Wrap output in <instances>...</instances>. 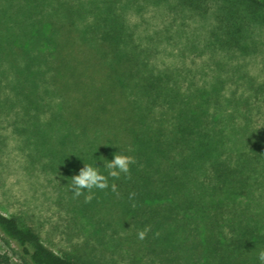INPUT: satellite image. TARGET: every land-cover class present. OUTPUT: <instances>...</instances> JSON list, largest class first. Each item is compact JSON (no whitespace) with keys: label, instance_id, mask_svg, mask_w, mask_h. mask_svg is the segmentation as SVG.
Segmentation results:
<instances>
[{"label":"trees","instance_id":"1","mask_svg":"<svg viewBox=\"0 0 264 264\" xmlns=\"http://www.w3.org/2000/svg\"><path fill=\"white\" fill-rule=\"evenodd\" d=\"M147 6L169 13L170 23L143 45L126 11ZM2 17L0 51L13 44L19 57L0 63L5 86L27 102L61 106L84 133L98 135L99 151L111 160L135 158L131 178L119 180L151 226L145 241L153 258L145 264H260L264 0H0ZM195 18L209 21L201 43L188 45L209 52L211 78L200 85L188 70L151 61L154 43L168 38L175 22ZM257 56L261 79L245 69ZM227 83L235 89L225 95ZM239 86L244 93L237 94ZM184 228L195 238L191 257L170 240L171 231ZM0 234L24 264H111L77 249L59 253L32 225L1 210ZM7 262L0 253V264Z\"/></svg>","mask_w":264,"mask_h":264},{"label":"rangeland","instance_id":"2","mask_svg":"<svg viewBox=\"0 0 264 264\" xmlns=\"http://www.w3.org/2000/svg\"><path fill=\"white\" fill-rule=\"evenodd\" d=\"M168 17L169 13L154 12L152 6L140 12L126 11L127 22L143 45L147 43L145 37L153 36L170 23ZM3 22L4 17L0 22V39L7 27ZM208 23L195 18L179 26L178 20L168 38L161 37L154 43L158 51L151 61L159 67L188 70L197 85L203 80L209 81L212 72L205 67L209 52L188 47L189 42L201 43ZM174 29H181V35H174ZM12 46L8 48L10 52L0 51L1 64L9 65L12 59L18 61L17 46ZM261 63L260 56L249 59L245 69L261 79ZM11 72L7 78L15 76ZM4 82L0 76V210L32 225L43 242L59 253L77 249L88 257L111 264H130L134 259L144 264L149 262L153 257L146 250L147 241L137 237L146 224L142 213H136L138 206L133 208V201L125 199L128 188L119 180L126 182L125 177H109V188L93 189L94 199L90 203L84 202V196L73 198L71 178L85 164L99 167L101 174L107 176L104 165L111 158L99 151L98 135L93 130L84 133L81 123L64 116L66 110L61 106L27 102L20 91L5 86ZM233 89L234 85L227 83L223 92L228 95ZM236 91L242 94L245 89L239 86ZM112 184L117 186V192L111 191ZM172 224L175 228L176 224ZM170 240L175 242L173 245L180 244L179 248L191 257L195 241L192 231L173 230ZM0 253L7 254V264H24L14 243L1 234Z\"/></svg>","mask_w":264,"mask_h":264},{"label":"clouds","instance_id":"3","mask_svg":"<svg viewBox=\"0 0 264 264\" xmlns=\"http://www.w3.org/2000/svg\"><path fill=\"white\" fill-rule=\"evenodd\" d=\"M136 160L133 156L124 154H115L111 161H107L104 167L107 169V176L101 174L99 167L85 164L83 168L79 170L77 175L71 178V191L73 192V198H79L84 196V202L90 203L94 199L93 189L105 190L109 188L108 178L119 179L121 174H124L126 178H131L130 166L135 164ZM86 190V192H85ZM111 191L117 192V186L111 185ZM135 193L129 194V200H133ZM136 207L135 203L131 205ZM151 231V226H145L142 230H139L137 237L140 240H144ZM155 235H159L157 232ZM257 258L260 264H264V249L260 250L257 254Z\"/></svg>","mask_w":264,"mask_h":264}]
</instances>
